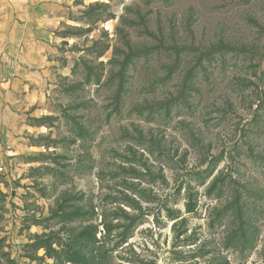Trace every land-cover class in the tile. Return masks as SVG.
Returning a JSON list of instances; mask_svg holds the SVG:
<instances>
[{
    "label": "rangeland",
    "instance_id": "1",
    "mask_svg": "<svg viewBox=\"0 0 264 264\" xmlns=\"http://www.w3.org/2000/svg\"><path fill=\"white\" fill-rule=\"evenodd\" d=\"M0 264H264V0H0Z\"/></svg>",
    "mask_w": 264,
    "mask_h": 264
}]
</instances>
